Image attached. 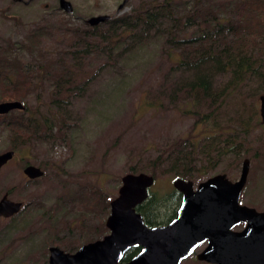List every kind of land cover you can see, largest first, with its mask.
Segmentation results:
<instances>
[{
	"label": "rangeland",
	"instance_id": "rangeland-1",
	"mask_svg": "<svg viewBox=\"0 0 264 264\" xmlns=\"http://www.w3.org/2000/svg\"><path fill=\"white\" fill-rule=\"evenodd\" d=\"M66 1L72 6L71 13L60 8L59 0H0V56L3 49L13 44L16 48L10 49L11 58L33 65L37 55L32 56L21 44L36 34V50L45 54L53 67L63 70L66 65L77 75L75 94L67 101L53 103V79L45 75L39 79V74L30 76L33 89H26L18 99L5 100L20 101L27 108L25 115L32 119H46L53 126L55 139L47 142L0 127V153L11 144L18 149L14 160L0 173V198L10 192V200L24 203L17 216L0 218V264H44L49 247L75 249L88 240L85 227L90 231L94 228L93 234L99 238V226L107 215L92 207L90 189L101 191L111 201L122 176L131 173L132 168H136L134 174L150 175L155 170L154 159L167 144L185 136L193 138V118L172 110L148 111L141 106L144 92L163 84L165 69L160 68L163 66L157 45L116 58L114 63L107 60L106 54L77 61L69 58L64 63L57 59L66 48L61 42L65 28L85 27L96 16L116 18L142 1L152 0ZM258 88L255 82L243 88L227 101L218 118L221 126L228 125V131H234L239 114L245 120L256 114L238 168L235 157L227 153L216 169L193 183L196 186L218 173L236 181L243 160L248 159L250 169L240 203L264 211V125L259 115ZM63 122L66 127L62 132ZM191 134L196 139L201 136L197 131ZM256 147L260 150L255 157ZM25 164L41 168L44 176L30 183L22 174ZM168 164L161 163L160 167L165 169ZM174 180L169 173H158L148 193L157 197L169 193L174 190ZM69 195L73 197L71 203ZM169 212L167 204H161L156 212L162 214L159 222H165L163 216H169ZM181 264L207 263L191 256Z\"/></svg>",
	"mask_w": 264,
	"mask_h": 264
},
{
	"label": "trees",
	"instance_id": "trees-1",
	"mask_svg": "<svg viewBox=\"0 0 264 264\" xmlns=\"http://www.w3.org/2000/svg\"><path fill=\"white\" fill-rule=\"evenodd\" d=\"M36 39L33 34L21 44L32 56L37 55L31 62L33 65L23 64L18 57L11 58L10 49L16 48L13 44L2 50L0 102L18 99L26 89H33L35 74L41 75L39 79L43 75L53 79V103L60 99L67 101L75 94L77 75L74 70L66 65L63 70L53 67L54 63L36 50L39 45ZM63 39L61 42L66 48L57 58L62 63L69 58L77 61L102 54L114 63L119 57L151 45L160 48L163 66L160 68L165 69L163 84L144 92L141 106L148 111L172 110L193 118L190 131L193 138L185 136L167 144L154 159L155 170L151 176L169 173L175 179L193 182L216 169L227 153L235 157L238 168L256 114H250L246 120L239 114L234 131H228V125L221 126L218 118L227 101L252 82L259 85L256 95H264V0L142 1L129 13L105 23L65 28ZM25 112L27 109L13 114L15 117L0 116V127L47 142L55 139L53 126L46 119H32ZM65 127L64 122L60 124L62 132ZM196 131L201 132L197 139L191 134ZM259 150L256 147L255 157ZM165 162L170 164L163 169L160 164ZM135 171V167L131 169V173ZM90 190L92 207L106 215L110 198L101 191ZM72 199L69 195L70 203ZM180 200L181 195L175 190L158 197L149 194L136 211L147 226H160L164 221L159 222L162 214L156 213L158 207L167 204L171 212L163 217L171 220ZM36 206L41 207V204L36 203ZM136 251L138 249L128 251L124 261H129Z\"/></svg>",
	"mask_w": 264,
	"mask_h": 264
},
{
	"label": "water",
	"instance_id": "water-1",
	"mask_svg": "<svg viewBox=\"0 0 264 264\" xmlns=\"http://www.w3.org/2000/svg\"><path fill=\"white\" fill-rule=\"evenodd\" d=\"M59 6L66 13L72 12L66 0H59ZM109 19L96 16L87 23L96 26ZM24 109L20 101L0 102V116ZM259 115L264 125V95L259 96ZM12 157L11 151L0 154V170ZM249 169L250 162L244 159L235 182L225 174L213 175L196 186L191 180L176 178L172 186L181 194V202L174 219L151 227L136 207L147 200L155 178L145 173L125 174L116 197L109 203L105 220L109 234L72 254L51 247L48 264H181L205 243L196 255L199 262L264 264V211L240 204ZM23 173L31 180L44 176V171L34 165L26 166ZM22 206L4 195L0 199V217L8 219L18 214ZM241 225L242 229L234 230ZM136 248L139 253L123 262L125 254Z\"/></svg>",
	"mask_w": 264,
	"mask_h": 264
},
{
	"label": "flooded vegetation",
	"instance_id": "flooded-vegetation-1",
	"mask_svg": "<svg viewBox=\"0 0 264 264\" xmlns=\"http://www.w3.org/2000/svg\"><path fill=\"white\" fill-rule=\"evenodd\" d=\"M24 107H25V109L23 110V111H21V110H15V111H11L9 114H7V115H3V116H8V115H11V114H15L14 112H24L27 108H26V106L24 105ZM17 150L18 149H16V145H14V144H11L10 145V148L7 150V151H5V152H8V151H11L12 153H13V157H12V159L10 160V161H8L4 166H2V168H1V170H0V173L14 160V158H15V156H16V154H17ZM5 152H3V153H5ZM0 154H2V153H0ZM28 165H31V164H25L24 166H23V170H24V168H26V166H28ZM23 170H22V174L24 175V173H23ZM221 174H223V173H221ZM216 175V174H215ZM227 176V175H226ZM24 177L27 179V181H29L30 183L32 182V181H34V180H31V179H29L28 177H26L25 175H24ZM228 178V177H227ZM229 179V178H228ZM35 180H38V179H35ZM230 180V179H229ZM232 181V180H231ZM233 182H235V181H233ZM177 192V191H176ZM149 194L150 193H148V197H149ZM180 194V193H179ZM4 195H7L8 196V198H9V195H10V192H8V193H5V194H3V196ZM181 195V194H180ZM2 196V197H3ZM1 197V198H2ZM0 198V199H1ZM16 202V201H15ZM180 202H181V200H180ZM20 203H22V205L24 206V203L23 202H20ZM241 204V203H240ZM179 205H180V203H179ZM179 205H178V207H179ZM23 206H22V208H21V211H22V209H23ZM178 207L176 208V210H175V214H174V216H173V218L171 219V220H167V221H165L162 225H166V224H168L170 221H172L173 219H174V217H175V215H176V211H177V209H178ZM21 211L19 212V213H21ZM109 211V210H108ZM18 213V214H19ZM18 214H16V215H14V216H12V217H10V218H8V219H11V218H13V217H15V216H17ZM108 214H109V212L106 214L107 216H108ZM107 216H106V218H107ZM0 218H2V219H5V218H3V217H0ZM106 218H105V220H106ZM105 220H104V222L102 223V224H100V226H99V230H101V231H99L102 235L101 236H99V238H96V235H94L93 234V232H95V229L93 228L91 231L88 229L87 230V228L85 227V231L87 232V233H84V234H86V236H89L90 238L88 239V240H86L84 243H82L80 246H78L77 248H75V249H72V248H66L65 246H63V247H61L60 245H55V246H51V247H57V248H59V249H61L62 251H64L65 253H75L81 246H83V245H86V244H88V243H92V242H95V241H98V240H101V239H103L105 236H107L108 234H109V230L106 228V226H105ZM162 225H160V226H162ZM243 226L244 225H241V226H239V227H236L234 230L235 231H238V230H240V229H242L243 228ZM62 244V243H61ZM206 246V243L205 244H203L202 246H201V248L203 249L204 247ZM51 247H49L48 248V258H49V249L51 248ZM136 249H138V251H136V253H135V255L136 254H138L139 253V251H140V249L139 248H136ZM199 249V248H198ZM198 249H197V251L192 255V256H195V258H196V255H197V253L198 252H200V251H198ZM130 251V250H129ZM134 255V256H135ZM133 256V257H134ZM132 257V258H133ZM191 257V256H190ZM189 257V258H190ZM48 258H47V261H48ZM123 262H126V261H124V257H123ZM205 263V262H204Z\"/></svg>",
	"mask_w": 264,
	"mask_h": 264
}]
</instances>
